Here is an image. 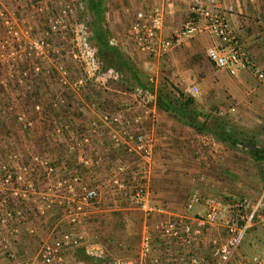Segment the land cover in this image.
Masks as SVG:
<instances>
[{
    "label": "rangeland",
    "instance_id": "1",
    "mask_svg": "<svg viewBox=\"0 0 264 264\" xmlns=\"http://www.w3.org/2000/svg\"><path fill=\"white\" fill-rule=\"evenodd\" d=\"M127 1L106 0L103 25L108 31L110 44L116 46L140 72L144 88L135 86L129 75L118 66L111 65V59L105 53L97 56L96 42L89 40V16L83 0H16L17 6H6V16L12 21L13 30L20 40L11 38L0 21V42H8L5 47L0 46V254L6 257L0 264H26L32 260L30 264H36L40 260L41 248L52 244L60 234L68 231L76 233L84 244L89 241L98 244L102 250L107 235L124 237L125 234H139L145 218L147 222L152 214L144 217V212L128 200H118L114 189L105 183L118 164L125 166L129 176L136 173L141 178L149 203L161 209L165 219L183 212L188 196L195 192L202 198H221L225 203L242 197L255 202L264 196V162H259L264 157L257 159L240 145H232L217 136L221 129L227 128L238 141L264 142V86L258 82L253 70H247L249 77L241 89H236L232 82L240 79L242 71L231 76L214 68L208 75V81L215 84L216 91L194 85L191 78L178 77L180 72L173 67L168 56L174 48L160 59L148 58L133 48L128 34L133 11L139 5L136 0V6ZM156 2L162 10L165 28L179 27L189 19V13L181 15L180 20L176 18L175 3L168 7L169 3ZM10 3L14 5L13 0ZM64 4L69 7V12L62 15L64 18L52 32L48 26L50 14ZM258 12L261 23L256 26L262 28L264 13ZM247 23L255 26L254 22L247 20ZM40 39L45 42L42 53L30 48L31 42ZM84 39H87L88 48L83 46ZM237 39L241 46L238 35ZM181 59H185L184 55ZM26 62L28 65L21 67ZM177 66L182 70L181 65ZM25 67L28 74L22 77L19 71ZM33 67L39 69L32 71ZM13 68L17 69L15 74L9 71ZM192 87L197 88L195 95L186 91ZM141 90L147 92L146 96ZM174 90H180L185 98L194 99V103L188 106V115L198 122L206 120L210 131H197L190 127L177 111L167 113L156 108L157 93L181 103L182 97ZM220 98L224 104L211 103ZM47 103L60 109L61 115L57 118L44 117L38 124V112ZM22 112L29 116L30 126H24L17 120V114ZM104 112L119 114L129 121L138 115L144 117L138 129L151 139L149 164L135 152H126L125 146L116 148L112 144L111 135L120 132L118 125L99 124L97 133H91L88 142L81 143L84 136H89L91 121ZM72 115L77 117L68 120V116ZM71 130L75 131L72 136L69 135ZM23 134L38 140L40 150H33ZM70 147L74 148V152L69 151ZM86 151L88 155H95L84 158ZM78 154L88 169H62L58 165L59 157ZM12 155L16 158L9 159ZM50 167L59 170L57 177L76 172L85 185L100 184L99 198L88 208L80 224H70L60 205L53 203L47 207L44 200H36L40 193H46L48 197L53 194L60 199L67 195L56 188V179L47 174ZM129 176L122 178L130 180ZM3 179H8V183ZM14 191L18 195L26 193L27 198L15 196ZM105 192L106 197H102ZM156 193H162L163 197L159 199H169L171 204L151 201L150 196ZM164 196L170 197L167 199ZM17 210L21 211L17 215L20 223L1 221L5 212L13 214ZM196 212L194 208L191 214ZM27 224L33 229L32 233ZM42 224L49 228L42 230L46 231L44 235L39 229ZM55 226L59 232L51 231ZM259 226L260 223L250 226L241 243L252 238ZM146 232L152 234L150 230ZM16 236H19V242L30 240L34 244L30 251L23 249L26 254L33 252L32 255L21 257L15 250H8ZM84 250L82 247H70L64 259L69 252L68 264H92L89 257L99 259L98 264H111L124 258L138 260L139 253V248L136 251L115 244L109 252L106 249L104 252L99 251L101 249ZM209 252L207 246L195 254L207 256ZM158 258L161 264H167L164 256Z\"/></svg>",
    "mask_w": 264,
    "mask_h": 264
},
{
    "label": "built area",
    "instance_id": "2",
    "mask_svg": "<svg viewBox=\"0 0 264 264\" xmlns=\"http://www.w3.org/2000/svg\"><path fill=\"white\" fill-rule=\"evenodd\" d=\"M13 1L14 5H11L9 0H0V21H2L3 28L7 29L11 38L19 41L20 39L11 25L12 21L6 16L8 15L6 6H17L16 0ZM136 1L139 7L133 11L128 35L133 48L138 53L148 58L160 59L183 40L206 32L218 42L217 46H211L206 50L208 60L218 70L226 71L233 76L237 71L250 69L255 73L257 80L264 85V72L255 66V63L239 45L237 35L231 28L230 18L236 11L233 2L224 3L223 0H156L169 3V5L173 2H186L188 4L189 19L179 27L169 28L168 34L162 36L166 29L163 23L162 10L157 5L148 6V0ZM67 8H69L67 4H64L58 10L51 12L48 25L50 31L54 32L58 28V22L64 18L62 15L69 12ZM12 31L13 34H11ZM5 44H8L7 40L0 42L1 47H5ZM44 45L45 42L41 39L35 40L31 42L30 48L42 53ZM83 46L88 48L87 39L83 40ZM38 69L39 67H33L34 71ZM115 73L117 74V72ZM27 74L26 71L24 76ZM141 91L144 92L145 90ZM186 91L195 95L197 88H188ZM142 94L146 96L147 92ZM34 108L37 109L38 106ZM26 115V112L17 114V120L24 126H30V118L28 120L29 116ZM143 118V116L138 115L129 121L119 114L111 115L104 112L98 119L91 121L89 136H84L81 143H87L91 133H97L99 124L118 125L120 132L111 135L112 144L116 148L125 146L126 152H135L144 162L149 164L152 156L151 139L148 134L138 129ZM69 151L74 152V148L70 147ZM12 157L13 159L16 158L15 155H12L9 156V159ZM115 167L113 175L105 180V183L110 184V187L114 189L118 200H128L130 204L143 211L146 217L153 213H164L161 209L151 206L143 182L136 173L129 176L128 173L126 174L125 166L118 164ZM58 172L59 170L50 167L47 174L56 179L54 182L56 188L66 192L67 195L64 199L57 198L53 194L48 197L46 193H40L36 200H44L47 207L53 203L60 205L61 208L63 207L65 217L70 224H80L85 218L88 208L98 200L100 184L87 186L76 172L67 174L65 177H57ZM124 175L129 176L130 180L123 179ZM3 181L8 183V179H3ZM13 193L19 198H27V194L24 192L19 195L17 191ZM197 205L202 206V211L194 215L191 214ZM263 209L264 196L259 197L255 202L242 197L225 203L218 197L202 198L197 192L192 193L184 204L183 212L159 221L155 224L152 234L146 233L144 235L139 246L138 260L122 259L113 261L111 264H161L158 256L160 258L164 256L167 264H228L245 231L255 223L257 213ZM20 212L17 210L11 214L7 211L2 215L1 221L14 220V223L18 224L20 219L17 215ZM27 227L32 233L31 226L27 224ZM79 239L81 238L71 231L60 234L52 244H45L41 248L40 260L35 259L39 262L36 264H62L65 260V252L70 247L78 245ZM207 246L210 250L207 256L195 254L197 250L207 248ZM32 261H28L26 264H30Z\"/></svg>",
    "mask_w": 264,
    "mask_h": 264
},
{
    "label": "crops",
    "instance_id": "3",
    "mask_svg": "<svg viewBox=\"0 0 264 264\" xmlns=\"http://www.w3.org/2000/svg\"><path fill=\"white\" fill-rule=\"evenodd\" d=\"M127 2L134 4L136 6V3L134 2V0H128ZM223 2L224 3H230V2L234 3L236 11L235 13H233V15L230 18L231 28L234 32L238 33L237 35L239 37V41H242L241 46H243L242 48L248 54L249 58L255 63V66L258 69L264 72V27L258 28V26H256L261 23V20L259 16L257 15V13L258 14L260 13L258 12L259 10L264 13V0H223ZM9 3H10V0H9ZM173 3L176 4L174 8V12L176 13V16H177L176 18H178V20H180L181 15L185 13H187L188 15L189 13L188 4L186 2H173ZM148 4L151 6H155V5L158 6V3L156 2V0L155 1L148 0ZM167 6L170 7V5H167ZM184 6H185V9H184ZM187 15H186V18H187ZM247 20L248 22H254L255 26H253L254 24L250 26V24L247 23ZM166 28L167 29L163 31L162 36H166L168 34L169 28L168 27ZM217 45H218V42L215 39L208 36V33L206 34V32H202V33H199L193 36L189 40L183 42L181 45L176 46V48H174L172 52L168 54V56L170 57V60L172 61L171 64L173 65V67L177 68L178 71L180 72V75H178V77L191 78L193 79L192 81L194 85H197L202 88L206 87L207 89L214 88L216 91L215 84H213L211 81L210 82L208 81V75L214 71V68L215 70H218V69L208 60L207 55H206V50L207 48L211 46H217ZM181 55H184L185 59L182 60ZM207 60L209 61V63ZM161 63H163L162 60H161ZM27 65L28 63L26 62V63H23L21 67H24ZM177 65L179 66L181 65L182 70ZM9 71H11L10 73L15 74L17 72V69L13 68L12 70H9ZM241 71L243 73L241 74L240 79L239 80L233 79L234 81L232 82L233 84H235L234 87L237 86L236 89L237 88L241 89V87L246 85V79H248L249 77L247 70H240L238 71V73ZM261 85L264 86L263 84ZM211 103L224 104L221 98L217 100V102L211 101ZM38 113L40 114L38 124L41 123V119L44 117L57 118V117H60L61 115L60 109L53 108L49 103H47L45 107H41V110ZM76 117L77 116H74V115L68 116V120H73ZM78 117H81V116H78ZM74 132L71 130L69 135L72 136ZM28 136L30 135L27 134V136H25V134H23V137H25V141H28V144L30 145V147H32L33 150H40L41 144L38 142V140L32 139V137H28ZM88 153L89 152L86 151V153L83 154L84 158L85 157L90 158L91 156L95 155V153H90L89 155ZM58 154L60 156V152ZM116 157L118 156H115L114 158L118 159ZM80 158L81 156H79V154L78 156L74 155V156H69V157L63 155L62 158L59 157L58 165H60L62 169L63 168L68 169L69 167H72L78 170H80V168L88 169V166H86V164L81 162ZM259 162H264V159ZM226 191H229V189H227ZM106 194L107 193L105 192L102 195V197H106L105 196ZM161 195L162 193H156V195L150 196V200L153 202H157V203H166V204L170 203L171 204V202H169L170 200L168 199V197L170 196H167V197L164 196L169 200L168 201L165 199L164 200L159 199L163 197ZM195 209L197 210L196 212L197 214L202 211V206L197 205ZM263 210H260L257 213L256 219H258V221L255 222L256 224L260 223L261 226L255 229V234L252 238L245 239L243 243L240 242L241 244H239L238 249L236 250L235 254H233V256L231 257L229 264H264V216H262L264 215ZM165 216L166 215L164 213L163 214L154 213L151 215V218H149L147 222L145 218L142 230L139 234H125L124 237L115 236L112 234L107 235V238H106L107 241L104 245L105 248H103V250H102V247H100L98 244H94V243L91 244L89 241H88V244H84L82 242L83 241L82 239H79L78 245L74 246V248L82 247L85 249L84 251L86 252L89 251L88 248H90L91 250H95V251L97 249H101L99 250L101 252L102 251L104 252V250L106 249L105 251L109 252L111 246L115 244V246L117 247L131 248V249H136L137 251L144 235L148 233L146 231L148 230L153 231L155 224L161 220H164ZM144 217H146L145 214H144ZM39 229L41 231L49 230V228L48 227L45 228V225L43 224ZM53 229L54 231L59 232V229L57 226L52 227L51 231H53ZM44 233H46V231H42V235H44ZM102 235L105 236V233H102ZM18 237L19 236L15 237L14 239V241L16 240L15 242L12 241V243L9 244L8 250H11V251L15 250L17 254H19L21 257H24V256L27 257V256L32 255L33 252L26 254L23 249L26 248L25 250L30 251V249L34 247V244L32 245L30 240L19 242L17 240ZM69 257L70 256L68 252V254L66 255V259L62 264H68ZM5 259H6L5 254H0V261H5ZM119 260H122V259H119Z\"/></svg>",
    "mask_w": 264,
    "mask_h": 264
},
{
    "label": "trees",
    "instance_id": "4",
    "mask_svg": "<svg viewBox=\"0 0 264 264\" xmlns=\"http://www.w3.org/2000/svg\"><path fill=\"white\" fill-rule=\"evenodd\" d=\"M83 2L85 11L89 16V21L87 22L90 29L89 40L96 42L98 49L97 56L102 54V52L105 53V55L111 59V65L118 66V69H122L127 75H129V78L135 86L141 88L146 87L141 81V74L136 66L127 57H125L116 46L110 44L108 31L103 25V14L106 10V0H83ZM19 72L23 77L26 72V67L23 69L21 68ZM174 91L179 97H182L181 103L177 101L174 102L170 96L169 98L165 95L157 93L155 101L156 108L167 113L177 111L178 114H181L183 121L190 127L197 131H210L206 120L198 122L195 117L188 115V106L194 103V99L191 97L185 98L184 94L180 90ZM217 136L220 140L229 142L232 145H240L242 149L257 159L264 157V142L262 141H238L233 136L231 130L227 128L221 129V131L217 133ZM260 150L262 151L260 152ZM89 259L92 264H98L99 262V259L97 258L89 257Z\"/></svg>",
    "mask_w": 264,
    "mask_h": 264
}]
</instances>
